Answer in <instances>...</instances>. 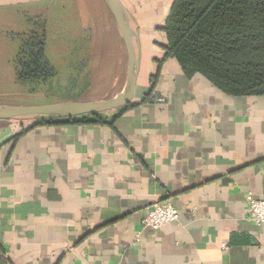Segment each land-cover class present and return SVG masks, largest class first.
I'll return each mask as SVG.
<instances>
[{
    "label": "crops",
    "instance_id": "0c3cea01",
    "mask_svg": "<svg viewBox=\"0 0 264 264\" xmlns=\"http://www.w3.org/2000/svg\"><path fill=\"white\" fill-rule=\"evenodd\" d=\"M119 1L139 25L131 103L101 123L0 120V264H264L245 199L264 198V97L228 96L165 57L173 0ZM155 202L178 219L143 226Z\"/></svg>",
    "mask_w": 264,
    "mask_h": 264
},
{
    "label": "rangeland",
    "instance_id": "374dc122",
    "mask_svg": "<svg viewBox=\"0 0 264 264\" xmlns=\"http://www.w3.org/2000/svg\"><path fill=\"white\" fill-rule=\"evenodd\" d=\"M67 1L0 10V104L89 101L122 90L126 52L111 13L102 0H83L76 10ZM32 34L44 35L57 76L21 85L14 74L17 55L21 40Z\"/></svg>",
    "mask_w": 264,
    "mask_h": 264
},
{
    "label": "trees",
    "instance_id": "16d2710c",
    "mask_svg": "<svg viewBox=\"0 0 264 264\" xmlns=\"http://www.w3.org/2000/svg\"><path fill=\"white\" fill-rule=\"evenodd\" d=\"M162 32L165 57L186 78L200 75L228 96L264 97V0H173ZM22 41L16 81L35 86L55 79L44 35Z\"/></svg>",
    "mask_w": 264,
    "mask_h": 264
},
{
    "label": "water",
    "instance_id": "95a60500",
    "mask_svg": "<svg viewBox=\"0 0 264 264\" xmlns=\"http://www.w3.org/2000/svg\"><path fill=\"white\" fill-rule=\"evenodd\" d=\"M111 13L126 52L125 82L122 90L108 98L89 101H60L45 105L0 104V120L51 121L97 115L119 110L131 103L140 68L139 25L119 0H102Z\"/></svg>",
    "mask_w": 264,
    "mask_h": 264
},
{
    "label": "built area",
    "instance_id": "2783aa9c",
    "mask_svg": "<svg viewBox=\"0 0 264 264\" xmlns=\"http://www.w3.org/2000/svg\"><path fill=\"white\" fill-rule=\"evenodd\" d=\"M245 199L248 206L247 219L264 224V198L248 193ZM178 216V210L170 203L155 202L146 209L142 224L151 229H159L168 223L175 222ZM223 248L226 246L223 245Z\"/></svg>",
    "mask_w": 264,
    "mask_h": 264
}]
</instances>
